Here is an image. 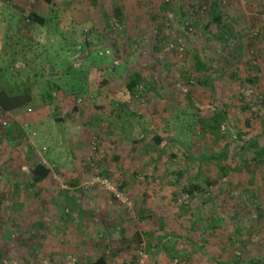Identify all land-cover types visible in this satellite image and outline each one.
I'll use <instances>...</instances> for the list:
<instances>
[{
  "label": "rangeland",
  "instance_id": "obj_1",
  "mask_svg": "<svg viewBox=\"0 0 264 264\" xmlns=\"http://www.w3.org/2000/svg\"><path fill=\"white\" fill-rule=\"evenodd\" d=\"M211 1L0 0L52 19L0 42L35 96L0 110V264H264V155L237 141L264 147V0H217L220 23ZM38 163L51 174L35 186Z\"/></svg>",
  "mask_w": 264,
  "mask_h": 264
},
{
  "label": "trees",
  "instance_id": "obj_2",
  "mask_svg": "<svg viewBox=\"0 0 264 264\" xmlns=\"http://www.w3.org/2000/svg\"><path fill=\"white\" fill-rule=\"evenodd\" d=\"M5 1L10 2V0H5ZM45 1L50 6V9L52 12V10L55 7L53 0H45ZM214 10L216 9L214 8ZM51 12L49 13V15H51ZM24 16L25 18L22 17L23 20L19 19V17L17 16L8 17L7 15H5L3 7L2 9H0V18L2 22L5 25H7L6 28L5 26L3 27V31H2L3 36L0 38V42L2 39H5L4 37L9 38L10 36H14L16 34V38H14V43L18 44L17 43L18 41H15V39L17 40L19 39V37L22 38L21 28L22 29L24 28V26L22 25L25 23L27 26L34 25V26H40V27H47L52 23L51 17L49 18L46 16L44 17L42 15L37 14L36 12H28V13H25ZM8 18H11V19L9 20ZM221 18L222 17L220 16H216L214 22L220 23V21L222 20ZM262 31L264 33V28ZM7 38L5 40H9ZM5 53L7 52L5 51ZM9 55L11 57L6 61L5 60H3V62L1 61V63L8 64V66L5 67V70L11 72L12 74L9 75L7 71H3V68H0V78L4 79V82H5L4 85L0 84L1 85L0 86V110L3 113H8V112L12 113L15 111L24 110L25 108L32 105V103L35 100V96L33 94L22 90V86L24 84V81H22L23 79L21 80L15 79V77L17 76L14 74V71L17 72L19 70L15 68L16 66H14L16 65L15 61L16 62L19 61L17 52L9 54ZM0 57H1V51H0ZM9 64H12L13 67L11 68V65ZM204 66L205 65L202 63V61L197 59L196 69H198L199 71H202L204 70ZM75 73L80 74L81 71H76ZM141 81H142L141 75L139 73H135L130 79V83L127 86V91L129 93L134 92L136 87L140 85ZM52 83H53V80L48 79V78H43L41 96H42V100L44 103L50 102L49 99H51V95L53 91V89L51 88ZM226 116H227V113L223 111L222 113H220V115L215 116L213 121L219 127L221 121L225 119ZM211 129H212V132L214 133L217 127H212ZM8 133L11 134L12 130L9 129ZM153 137H154V140L158 144H161L163 142V139L161 137L154 135V134H153ZM175 140L176 139H171L170 141H175ZM237 141L241 143V150L251 152V153L253 152V155L255 154V157H254L255 159H257L258 157H262L264 155L263 154L264 147L257 142L256 138H253L247 141H242L241 136H240V137H237ZM167 143H169V141ZM225 150H227L226 147H225ZM225 150L223 153L222 152L212 153L208 155L207 154L195 155L194 153L189 152V157L203 164L208 161L220 160L222 157L227 155L226 153L227 151ZM50 174H51V169L43 163H38L35 166L31 167L30 176H31L32 185L36 186L38 184L43 183L47 178H49ZM2 175L6 176V174L4 173ZM194 178L197 179L198 177H194ZM194 178H191L190 179L191 183L189 184V186L184 188L185 192L191 197H194L196 193L201 192L203 190L200 185H195L192 183ZM166 239L167 237H163L159 239L158 245L156 246L157 250H160V248H162V246L164 245L163 243ZM135 258L137 260L138 256ZM238 259L240 260V258H237V260L233 263H231L230 261H223L222 264H239L240 261ZM90 264H113V262L111 261L108 255L102 254L96 260L92 261ZM248 264H260V263L256 262L253 259H249Z\"/></svg>",
  "mask_w": 264,
  "mask_h": 264
},
{
  "label": "crops",
  "instance_id": "obj_3",
  "mask_svg": "<svg viewBox=\"0 0 264 264\" xmlns=\"http://www.w3.org/2000/svg\"><path fill=\"white\" fill-rule=\"evenodd\" d=\"M220 2L219 1H217V0H214V1H211V5L216 9V10H214L213 9V21H212V23H216V22H214V20H215V17L216 16H220V17H222V13L221 12H219L217 9L218 8H220L219 7V5H217V4H219ZM217 5V6H216ZM8 8V6L7 5H1V3H0V8ZM9 20L11 19V18H8ZM20 111H15V112H12V113H14V114H18ZM7 114H10L9 112L7 113Z\"/></svg>",
  "mask_w": 264,
  "mask_h": 264
},
{
  "label": "built area",
  "instance_id": "obj_4",
  "mask_svg": "<svg viewBox=\"0 0 264 264\" xmlns=\"http://www.w3.org/2000/svg\"><path fill=\"white\" fill-rule=\"evenodd\" d=\"M106 54H110V51H108ZM106 182H108V181H106ZM116 194V197L119 199V200H122V201H124V199H123V197H122V195L120 194V193H115ZM145 263V257H143V259L141 260V262H140V264H144Z\"/></svg>",
  "mask_w": 264,
  "mask_h": 264
},
{
  "label": "water",
  "instance_id": "obj_5",
  "mask_svg": "<svg viewBox=\"0 0 264 264\" xmlns=\"http://www.w3.org/2000/svg\"><path fill=\"white\" fill-rule=\"evenodd\" d=\"M52 70H54V67H52Z\"/></svg>",
  "mask_w": 264,
  "mask_h": 264
}]
</instances>
